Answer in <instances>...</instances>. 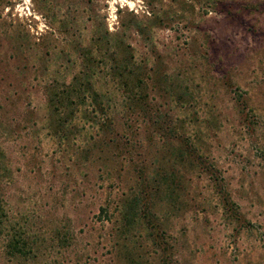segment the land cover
I'll return each instance as SVG.
<instances>
[{
    "label": "rangeland",
    "instance_id": "rangeland-1",
    "mask_svg": "<svg viewBox=\"0 0 264 264\" xmlns=\"http://www.w3.org/2000/svg\"><path fill=\"white\" fill-rule=\"evenodd\" d=\"M0 205V264H264V0H0Z\"/></svg>",
    "mask_w": 264,
    "mask_h": 264
},
{
    "label": "trees",
    "instance_id": "trees-1",
    "mask_svg": "<svg viewBox=\"0 0 264 264\" xmlns=\"http://www.w3.org/2000/svg\"><path fill=\"white\" fill-rule=\"evenodd\" d=\"M3 216L4 209L0 205V233H2L3 228L5 226ZM7 234L9 235V239L6 243V246L9 252L13 254H15L17 251L21 253H26V250H29L28 246H26L27 242L25 241V239H23L24 237L21 235L20 232L18 233L16 232V230L9 232V230H7Z\"/></svg>",
    "mask_w": 264,
    "mask_h": 264
}]
</instances>
